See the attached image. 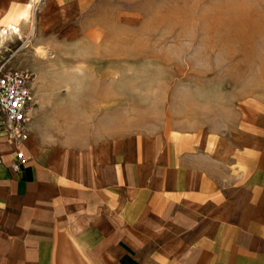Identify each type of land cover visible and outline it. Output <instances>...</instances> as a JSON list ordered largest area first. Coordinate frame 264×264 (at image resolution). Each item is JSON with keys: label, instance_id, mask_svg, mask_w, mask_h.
Returning <instances> with one entry per match:
<instances>
[{"label": "crops", "instance_id": "0c3cea01", "mask_svg": "<svg viewBox=\"0 0 264 264\" xmlns=\"http://www.w3.org/2000/svg\"><path fill=\"white\" fill-rule=\"evenodd\" d=\"M31 92L19 145L0 117V264H264V104L146 131Z\"/></svg>", "mask_w": 264, "mask_h": 264}, {"label": "rangeland", "instance_id": "374dc122", "mask_svg": "<svg viewBox=\"0 0 264 264\" xmlns=\"http://www.w3.org/2000/svg\"><path fill=\"white\" fill-rule=\"evenodd\" d=\"M23 11L19 34L0 35V67L32 73L36 95L67 101L68 115L83 103L117 126L190 130L206 111L264 104V0H28Z\"/></svg>", "mask_w": 264, "mask_h": 264}, {"label": "built area", "instance_id": "2783aa9c", "mask_svg": "<svg viewBox=\"0 0 264 264\" xmlns=\"http://www.w3.org/2000/svg\"><path fill=\"white\" fill-rule=\"evenodd\" d=\"M33 80L30 72L0 67V117L4 118V130L14 145H19L26 133ZM27 163L25 151L18 149L12 170L18 172Z\"/></svg>", "mask_w": 264, "mask_h": 264}, {"label": "bare ground", "instance_id": "6f19581e", "mask_svg": "<svg viewBox=\"0 0 264 264\" xmlns=\"http://www.w3.org/2000/svg\"><path fill=\"white\" fill-rule=\"evenodd\" d=\"M38 0H31V2L34 4L36 3ZM27 16V11H23L20 13H17L15 15H13L12 17L10 16V21L7 22V25L0 31V35L1 37H4L5 35L8 34H19L20 30H19V23L20 20H22L23 18H25Z\"/></svg>", "mask_w": 264, "mask_h": 264}]
</instances>
